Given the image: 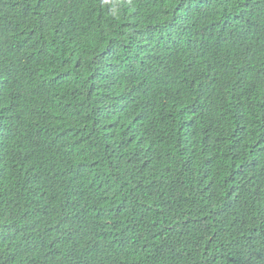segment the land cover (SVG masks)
<instances>
[{"label": "trees", "instance_id": "1", "mask_svg": "<svg viewBox=\"0 0 264 264\" xmlns=\"http://www.w3.org/2000/svg\"><path fill=\"white\" fill-rule=\"evenodd\" d=\"M0 264H264V0H0Z\"/></svg>", "mask_w": 264, "mask_h": 264}]
</instances>
